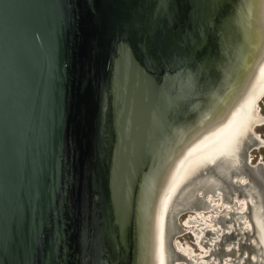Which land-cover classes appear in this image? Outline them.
<instances>
[{
    "label": "water",
    "instance_id": "obj_1",
    "mask_svg": "<svg viewBox=\"0 0 264 264\" xmlns=\"http://www.w3.org/2000/svg\"><path fill=\"white\" fill-rule=\"evenodd\" d=\"M250 87L264 0H0V264H158L160 242L172 263L192 184L162 227L167 186Z\"/></svg>",
    "mask_w": 264,
    "mask_h": 264
},
{
    "label": "bare ground",
    "instance_id": "obj_2",
    "mask_svg": "<svg viewBox=\"0 0 264 264\" xmlns=\"http://www.w3.org/2000/svg\"><path fill=\"white\" fill-rule=\"evenodd\" d=\"M252 92H253V89L250 87L248 90V93L246 94L250 98L247 101H245L244 104L241 106L240 112L237 114L236 118L232 120L230 127L227 128L226 126L224 127L225 129L217 136L209 137L204 142L202 143L200 142L196 146L198 148L196 152H194V154H192L190 157H188L185 160L184 163H182V165L180 166V169L178 170L180 174L178 175V177H174L167 186V191L168 193H170V196L168 194V196L164 198L162 201L163 209H162V213L159 214V222L162 225V227L165 225L164 223L168 220L169 215L171 213V209L173 207L172 202H173V199L175 200L176 198V197H173V193H174V190H176L180 182L182 173L186 174L184 181L182 182V185H186V184L189 185V183L192 185H189L188 187H186L187 188L186 191L184 190L181 193L182 195L178 199V202H177V205L179 206L178 211H181L179 213L180 214L179 217L183 215L184 211H187V210L196 211V210L203 209V206H201L202 203L205 206L209 203V201L213 203L215 199H220L224 203L234 202L235 199L236 201L239 200L240 202L241 194L243 192H249L248 200L251 203V217L254 220L253 222L256 223L257 221L256 220V212H257L256 207H258V205L254 204L253 198H256L258 200V195H256L255 193H252L251 192L253 191L252 189H250L249 191L247 189L240 188V185L243 184L242 181H244L242 180V177H239L237 173H234V175H232L228 171L230 170V165L232 162L231 160L233 158V151L235 149L234 147L235 141L237 140V138H240L242 135H244L246 133L245 131H248V129L250 128L255 129V127L260 123L259 113L257 110L255 111L256 105L258 108V104L260 101L258 103L257 102L255 103ZM206 145H210L212 147H209L205 151L200 152ZM254 148H257V147L255 146ZM215 160H218V162L221 161L222 163H224L225 164L224 166L226 168L222 170H218V171L216 170V168H214L212 169L213 171L209 172V174L206 176V174L208 173V168L209 166H211L210 163H212ZM249 162H250V158H249ZM205 171L207 173H205V176L202 177V174ZM194 176H195V181L191 183L192 177ZM221 182H224L225 185H228L229 187H231L232 192L230 193L225 192L224 186ZM182 185L180 188H184V186ZM187 194L188 195L190 194V196H187ZM201 194L203 196H201ZM207 197L209 201H206ZM260 199L263 201V197L260 196ZM204 201H206L207 203L206 202L204 203ZM169 205L171 206L170 210H168ZM230 206L231 204H229V207ZM244 206L245 205H243V207ZM241 211L244 212V209ZM229 212L233 215L236 213V212H232L231 210ZM165 234H166V231H165ZM178 236H179V233H177V237ZM260 242L264 248V232L261 235ZM174 245L175 243L173 244V246ZM164 257H165V260L163 259V246H162V243L160 242L158 264H177L178 263L175 260L172 261L171 263V260L166 259L165 253H164ZM261 264H264V262H261Z\"/></svg>",
    "mask_w": 264,
    "mask_h": 264
},
{
    "label": "flooded vegetation",
    "instance_id": "obj_3",
    "mask_svg": "<svg viewBox=\"0 0 264 264\" xmlns=\"http://www.w3.org/2000/svg\"><path fill=\"white\" fill-rule=\"evenodd\" d=\"M263 98L260 102H262ZM257 109H259L257 111L259 113L260 123L255 128H263L264 115L261 113L260 106ZM249 165H251L256 179L261 182L262 177L258 174L256 167L254 165L252 166L251 158ZM242 180H244L242 181L244 185H240V188L249 191L252 189L253 191L251 192L258 195V200L253 198L254 204L258 205V207H256V223L253 222L254 220L251 217V203L248 200L249 192H243L241 194L240 202L239 200L236 201V199L234 202H226L228 203L226 208V203L223 201L216 203L214 206L216 208L213 210L212 207L211 213L217 211L218 215H210V221L214 223V225H210L209 227L200 223L197 215H194L191 211L193 215H190L187 219V223L189 225V230L191 229L192 232L189 233L186 227L187 225L184 226L182 223L181 228L184 233L192 236L193 241L191 243H183L179 238H182L184 233H179L178 241L180 243H176L177 247L174 245V260L176 262L180 264H261V262H264V248L260 242L261 235L264 232V195L258 191V186H256L254 182L249 181V179L245 177H242ZM260 196L263 197V201L260 199ZM223 203L224 205H222ZM211 204V202L208 203L203 209H206V206H210L211 209ZM229 204H231L230 207ZM241 204L245 205L242 207L244 212L241 211L243 210L240 208ZM230 210L236 213L233 215L229 212ZM226 236L229 239L227 238L225 240ZM183 244L190 246L188 252H186L185 245ZM179 250H183L184 253H180ZM185 252L187 253L186 255Z\"/></svg>",
    "mask_w": 264,
    "mask_h": 264
},
{
    "label": "rangeland",
    "instance_id": "obj_4",
    "mask_svg": "<svg viewBox=\"0 0 264 264\" xmlns=\"http://www.w3.org/2000/svg\"><path fill=\"white\" fill-rule=\"evenodd\" d=\"M259 106L261 107L262 115H264V98H263L262 102L259 103ZM257 110H259V109H257ZM263 132H264V127L263 128H255L254 129V133L258 137V139L256 138L258 141L252 142V143H253V145L254 144L256 145L257 149H255V148L251 149V146H253V145H250L249 143H246L245 149H244V156H247V154H248V159L251 158L252 166L254 165L256 167V170H257L258 174L262 178H264V136H263L264 133ZM253 173L254 172H253V169L251 168V165H249V164L248 165H244L243 174L247 175L249 181L254 182L256 184V186H258V191L261 192L264 195V186H263V184L260 181H258L256 179L255 173L254 174ZM222 184L224 186V191L225 192H232V188L231 187H229L228 185H225L224 183H222ZM201 196H203V195L201 194ZM206 201H209L208 197L206 198ZM206 201H204V203ZM219 201H221V200L220 199H215L213 201V203L211 204V209H210V206H206L205 207L206 209H200V210H196V211H192V212L194 213V215H197V217L199 219L198 221L200 223H202L203 225H205L207 227H209L210 225H214V223H211V221H210V215L211 214H213L215 216L218 215L217 211L213 212V213H211V212H212V207H213V210H214L216 208V207H214L215 204L218 203ZM209 203H210V201H209ZM222 205H224V203ZM201 206L204 207L203 203L201 204ZM226 206H228L227 203L225 204V208H226ZM242 207H243V204L240 205V208H242ZM193 213H191V211L187 210V211H184L183 215H181L179 217L180 219L178 218L177 225L175 226V230H174L175 234L173 235V237H174L173 244L175 243V247H177V244H176L177 242L180 243L178 241L177 233H180V232L182 234L184 233L182 231V228H181V223L184 226L187 225L186 227L189 230V227H188L189 225L187 223V221H188L187 219L190 217V215H193ZM214 228H215V226H214ZM191 232H192V230L190 229L189 233H191ZM227 238L228 237L226 236L225 240ZM179 240H181L183 243H187V242L191 243L193 241V238H192L191 235L184 233L182 235V238H179ZM183 245H185V244H183ZM184 247H185L186 252H188V248H190V246L189 245H185ZM179 251H180V253L184 252L183 250H179ZM186 252H185V255L187 254ZM172 253H174V255H175V249H174V252H172ZM177 264H180V263H177Z\"/></svg>",
    "mask_w": 264,
    "mask_h": 264
}]
</instances>
